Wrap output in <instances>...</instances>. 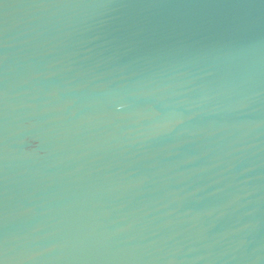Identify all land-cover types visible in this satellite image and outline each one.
Masks as SVG:
<instances>
[{"label":"water","instance_id":"95a60500","mask_svg":"<svg viewBox=\"0 0 264 264\" xmlns=\"http://www.w3.org/2000/svg\"><path fill=\"white\" fill-rule=\"evenodd\" d=\"M0 264H264V0H0Z\"/></svg>","mask_w":264,"mask_h":264}]
</instances>
